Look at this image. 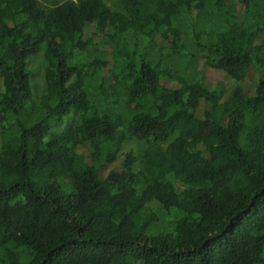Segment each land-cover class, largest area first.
<instances>
[{
    "label": "trees",
    "instance_id": "1",
    "mask_svg": "<svg viewBox=\"0 0 264 264\" xmlns=\"http://www.w3.org/2000/svg\"><path fill=\"white\" fill-rule=\"evenodd\" d=\"M110 1L0 0V264H264V0Z\"/></svg>",
    "mask_w": 264,
    "mask_h": 264
},
{
    "label": "rangeland",
    "instance_id": "2",
    "mask_svg": "<svg viewBox=\"0 0 264 264\" xmlns=\"http://www.w3.org/2000/svg\"><path fill=\"white\" fill-rule=\"evenodd\" d=\"M40 4L43 5L45 8H49L52 4L60 3L64 0H48L44 2L43 0H37ZM112 10L114 11H121V7L119 5L118 0H112L107 4ZM45 45H41L40 50L34 56H30L26 60V68L29 71L30 75V88H31V100L36 102L38 98L43 94L45 89L44 83V69L46 66V59L44 56ZM1 86V80H0ZM79 123V117L77 114L72 113L69 116L65 117L62 124L59 125L57 128L53 129L54 132H60L67 130L70 127H75ZM148 144L144 141H139L131 137L128 133L126 134V139L122 144L121 151L122 152H131L136 156H142L147 148ZM142 169L141 161L139 160L135 166L134 171H140ZM163 182L171 183L176 191H180L185 188L184 185L175 181L170 175H166L165 178L162 180ZM147 206L151 209H160L161 204L151 199L148 201Z\"/></svg>",
    "mask_w": 264,
    "mask_h": 264
}]
</instances>
